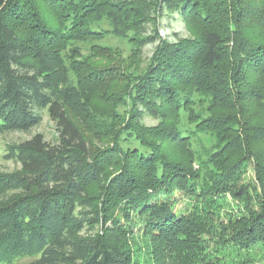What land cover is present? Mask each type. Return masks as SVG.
I'll list each match as a JSON object with an SVG mask.
<instances>
[{"label": "trees", "instance_id": "16d2710c", "mask_svg": "<svg viewBox=\"0 0 264 264\" xmlns=\"http://www.w3.org/2000/svg\"><path fill=\"white\" fill-rule=\"evenodd\" d=\"M20 1L0 0V134L29 131L42 122L41 111L47 110L59 137L50 144L36 135L9 155L20 161L22 169L17 175L0 176V264L17 256H30L29 264H153L151 257L144 256L145 250L166 253L168 264H264V161L254 151V143L264 142V0H233L230 7H241L231 13L225 9L226 0L173 2L176 14L185 17L189 9L191 22L208 25L210 30L197 40L199 45L191 42L196 45L193 52H185L190 45L184 40L171 45L163 42L158 62L164 70L150 73L152 79L140 86V105L149 103L157 91L161 99L173 95L177 119L169 115L171 104L163 102L152 107L160 119L158 128L133 125L142 116L134 109L131 115L135 113V117L124 130L128 134L134 130L138 145L119 152L114 147L121 131L105 135L107 145L114 141L109 152L116 154L115 160H104L103 151L93 152L70 118L68 106L76 103L78 86L68 85L59 55L69 39H81L84 29L83 35L94 37L86 19L97 3L100 9L94 18L108 20L112 34L125 37L130 32H146L153 23L150 18L154 14L163 17L171 0H154L149 5L141 1L123 5L113 0H53L60 2L56 7L63 19L61 30L54 35L39 21L34 37L42 41L37 43L44 46V54L55 51L57 66L52 71L30 60L29 43L20 40L11 24L13 18L21 19ZM230 15L234 19L230 32L233 50L226 54L219 30H226ZM156 40L155 36L142 38L138 47ZM186 61H192L187 76ZM221 63L224 70L216 76ZM203 70L206 72L201 73ZM101 72L87 78L102 83L106 75ZM197 96L211 108L226 96L241 100L242 105L257 102L262 115L234 105L231 110L243 115L219 116L207 119L203 128L187 129L180 124V111L188 105L194 107ZM97 116L96 121L87 118L98 135ZM260 116L261 125L255 127L252 121ZM202 135L216 140L194 171L196 151L191 146ZM174 147L182 151H173ZM235 147L238 154L234 157ZM251 158L262 190L259 200L253 199L260 211L249 207L257 192L253 184L236 188L240 182L236 175L247 171ZM175 191L190 202V209L182 215L176 210ZM132 214L142 215L143 234L136 235L132 229ZM144 240L149 245L142 250ZM153 259L157 262L158 255Z\"/></svg>", "mask_w": 264, "mask_h": 264}, {"label": "rangeland", "instance_id": "374dc122", "mask_svg": "<svg viewBox=\"0 0 264 264\" xmlns=\"http://www.w3.org/2000/svg\"><path fill=\"white\" fill-rule=\"evenodd\" d=\"M113 1L117 3L120 2L123 5L131 4L137 1H141L148 5L154 2V0ZM174 1L175 0H171L169 2V8L165 9L163 12V17L154 14V16L150 18L153 23L148 26L146 32H141L139 34L130 32L125 37H117L113 35L108 20L103 19L98 21L96 18H94L100 9L99 3H97L96 10L91 12L88 19H86L88 30L96 33H91V35L94 37L83 35V33L86 31V29H84L81 39H69L66 42L65 49L59 55V59L62 63H64V68L68 73V85L74 87L76 85L78 86L77 93L74 96L76 97V103L71 102V105L68 106L69 116L80 128L93 152L100 153L103 151V157L106 156L104 157V160L108 157L111 159L113 157L115 160V157H117L115 156L116 154H110L109 152L114 146V144H111V142L114 141L111 140L109 145H107L106 141L104 140L106 137L105 135H111L112 133L117 134V132L121 131L118 144L116 147H114L119 152L126 151L127 149L135 147L139 144L134 130H132V133L129 134L126 132V130H124V128H126L125 124L130 125L135 117V113L131 115L134 109H138L139 113L142 112V114H140L142 116H140V120L134 119L135 122L132 123L133 125L140 124L144 127L158 128L160 125V119L156 117V113L152 107L156 106V104H160L161 106L163 102H168L171 104L172 108H170L169 115L174 119H177L175 114L176 108L174 107L176 103L175 96L173 97V95H171L167 100L166 98L161 99L160 96H158V91L153 97H150V94H147L146 98L150 97L151 99L149 100V103L144 101L145 106L142 107L140 105L139 94L140 86L142 87L143 85H146L147 80L152 79L149 78L150 73L156 74L161 70H164L163 64L158 62V60H160L158 55L163 42L171 45L184 40L186 43H188L187 45H190L191 42L199 45L197 40L210 30V26L208 25L204 27L198 22H191L192 20L189 18L192 13L189 11V9H187L185 12V17L178 13L176 14L174 11ZM232 1L233 0H226L225 9L229 13H231V11H235L236 9H240L241 7L239 4H233V6L230 7ZM242 1L246 3H256V0ZM20 2L22 5V11L20 12L22 13L21 19L19 20L17 18L18 20H16L13 18L11 20V24L18 32L20 40L27 44L29 43L30 46L28 47L32 53L30 60L36 65L43 66L44 69L52 71L57 66L54 59L55 51H49L44 54V46L41 45L40 47L38 45V43H40L39 41L41 40L35 41L34 37L38 35L39 29L37 26L39 25L37 24H39V21L44 23L43 24L40 22L46 30L54 32V35L55 32H59L61 30L60 24H62L63 19L60 14H58L56 7L60 5V2H54L53 0H21ZM215 2L218 1L215 0ZM30 6L34 8L32 10H28L27 7ZM259 10L260 8L258 7L256 11ZM192 11H194L193 8ZM56 16L58 19H56ZM230 16L231 17L228 18L229 20L225 23L226 30H219L223 36V40L225 41L224 47L226 48V54L233 50V44L230 42V32L234 31V19L232 18V15ZM253 29L254 27L252 28V31ZM261 30L264 32V29L261 28ZM227 32H229L228 35ZM254 33L258 34L256 32ZM148 36H155L157 37V40L139 49L138 45L141 39ZM183 45L185 44L183 43ZM45 48L47 49V46ZM195 49L196 45H190L187 49H185V52H193ZM170 58L173 60V53H171ZM231 58L232 57H230L229 60H231ZM191 62L192 61H189V63ZM189 63L187 61L184 62L185 67H187L186 76L191 72V65ZM224 65V63H221L217 70L215 69L216 76L218 71L221 72L224 70ZM234 66H236L235 63ZM101 70L103 71L101 73H105L106 75V78L104 77L105 79L102 83L96 82L95 78L94 80L92 79L94 82L91 81L90 78H87L89 77L90 73H96L95 75L98 76V73H100ZM205 72L206 70L201 71V73ZM199 73L200 70L198 69V74ZM117 75L122 76L117 77ZM173 76L174 75H172V77ZM251 78L253 77H250V79ZM179 83L182 82H178V84ZM192 88L193 91H196L197 89L194 87ZM242 93L245 94L244 92ZM199 98L200 97L198 96L194 98V107L188 105L187 110H179L180 124L185 126L187 129L195 127L196 125L200 128H203L207 126L208 120L210 121L216 119L219 116L233 117L234 115H243L242 113H239V110H231L234 105L243 106V108H246L252 113H258L259 115H262V113H260L261 111L259 110V103L257 102L251 104L244 103L242 105L241 103H238L241 100L238 99L236 101H232V97L226 96L224 97L223 102H216L215 106L211 108L210 104L206 102L200 103ZM136 100L137 103H139L138 106L137 104H134V102L136 103ZM147 107H150L151 109L149 108L150 110H148ZM105 114L107 116H105ZM41 115L42 122L29 131H16L0 134V176L12 174L17 175V173H21L22 165L20 161L9 155H13V153L17 151V147H20L22 143L32 139L36 135H42L44 141L50 144L56 143L59 134L55 122L50 118L47 110L41 111ZM96 115H99L97 116L99 123L98 127L100 128V133L98 135L95 134L96 131L94 128L92 129L93 125L90 124L93 121L87 118L88 116H92V119L94 118L95 120H93L96 121ZM263 116H260L258 120L252 121L255 127L261 125V119ZM115 117L117 118V121ZM247 117L252 118V115H247ZM209 124L211 123L209 122ZM215 140L216 139L212 137L209 138L206 135H202L199 143H194L193 146H191V149L193 148V150L196 151L195 160L193 162L194 171L199 168L203 157H206L210 151H212V146H214ZM168 146L171 148L173 147V145L170 143ZM254 148V151H257L264 161V142L254 143ZM104 149H106V151ZM235 149L236 147L233 148V151ZM173 151L180 153L182 149H177L174 147ZM236 154H238L237 150H235L233 153L234 157ZM248 163V167L246 168L247 171H243L242 174L240 173L236 175V180L240 181L236 188L239 189L241 187L248 186V184H253L254 187H256L257 192L253 194L254 196L252 198V202L249 204V207L250 210L260 211L261 206L257 203V201H253V199L255 198L256 200H259L258 195L261 196L262 190L260 189L259 182L257 181L258 177L256 176L257 173L255 170L254 160L251 158L248 160ZM233 178L234 175L231 174L230 180ZM174 197L176 202V210L180 215L184 214L186 210L190 209V202L188 201L186 195L181 194L179 191H175ZM230 200L232 201L231 198L229 201ZM138 215L132 214L131 218L132 229H134L136 235L141 234L145 228L142 215ZM148 236L149 234L145 235V237ZM144 242V245L140 246V249L142 250L145 246H147V244L149 245V241L144 240ZM157 247L160 248L158 245ZM143 253L146 259L151 257L150 263L153 262V264H168V262L164 261V256L166 253L163 255L162 251L158 250L157 252H152L151 254V252L145 250ZM156 254L158 255V260L154 263V259L152 260V258H154V255ZM32 260L33 258L30 256H17L7 261L5 260L3 264H29Z\"/></svg>", "mask_w": 264, "mask_h": 264}]
</instances>
